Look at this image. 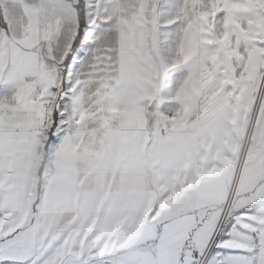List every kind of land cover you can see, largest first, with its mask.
I'll return each instance as SVG.
<instances>
[{"label": "snow or ice", "instance_id": "6c2138e0", "mask_svg": "<svg viewBox=\"0 0 264 264\" xmlns=\"http://www.w3.org/2000/svg\"><path fill=\"white\" fill-rule=\"evenodd\" d=\"M0 264H264V0H0Z\"/></svg>", "mask_w": 264, "mask_h": 264}]
</instances>
